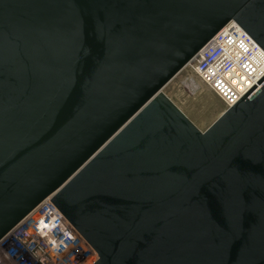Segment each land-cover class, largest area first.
I'll use <instances>...</instances> for the list:
<instances>
[{
    "label": "water",
    "instance_id": "water-1",
    "mask_svg": "<svg viewBox=\"0 0 264 264\" xmlns=\"http://www.w3.org/2000/svg\"><path fill=\"white\" fill-rule=\"evenodd\" d=\"M264 0H0V239L49 196L91 264H264V75L200 129L164 85Z\"/></svg>",
    "mask_w": 264,
    "mask_h": 264
},
{
    "label": "built area",
    "instance_id": "built-area-1",
    "mask_svg": "<svg viewBox=\"0 0 264 264\" xmlns=\"http://www.w3.org/2000/svg\"><path fill=\"white\" fill-rule=\"evenodd\" d=\"M223 102L235 103L264 75V49L231 20L185 64ZM264 80V79H263ZM96 250L47 196L0 239V264H91Z\"/></svg>",
    "mask_w": 264,
    "mask_h": 264
},
{
    "label": "rangeland",
    "instance_id": "rangeland-1",
    "mask_svg": "<svg viewBox=\"0 0 264 264\" xmlns=\"http://www.w3.org/2000/svg\"><path fill=\"white\" fill-rule=\"evenodd\" d=\"M162 89L200 129H205L224 109L222 100L188 66L180 69Z\"/></svg>",
    "mask_w": 264,
    "mask_h": 264
},
{
    "label": "bare ground",
    "instance_id": "bare-ground-1",
    "mask_svg": "<svg viewBox=\"0 0 264 264\" xmlns=\"http://www.w3.org/2000/svg\"><path fill=\"white\" fill-rule=\"evenodd\" d=\"M179 76V75H178ZM174 80V79H173Z\"/></svg>",
    "mask_w": 264,
    "mask_h": 264
}]
</instances>
